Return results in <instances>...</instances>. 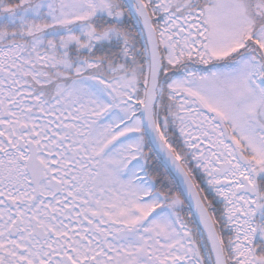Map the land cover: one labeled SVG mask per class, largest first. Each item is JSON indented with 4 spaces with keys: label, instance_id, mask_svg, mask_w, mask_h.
<instances>
[{
    "label": "snow or ice",
    "instance_id": "6c2138e0",
    "mask_svg": "<svg viewBox=\"0 0 264 264\" xmlns=\"http://www.w3.org/2000/svg\"><path fill=\"white\" fill-rule=\"evenodd\" d=\"M0 264H264V0H0Z\"/></svg>",
    "mask_w": 264,
    "mask_h": 264
}]
</instances>
